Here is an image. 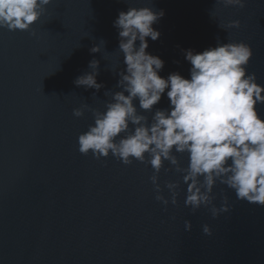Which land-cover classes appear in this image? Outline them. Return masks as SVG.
I'll return each instance as SVG.
<instances>
[{"label": "water", "instance_id": "obj_1", "mask_svg": "<svg viewBox=\"0 0 264 264\" xmlns=\"http://www.w3.org/2000/svg\"><path fill=\"white\" fill-rule=\"evenodd\" d=\"M143 7L165 13L153 25L160 38H148L147 49L165 62L161 77L190 78L184 50L243 42L253 53L247 73L264 86V0H245L242 9L217 0H53L29 31L0 28V264H264V206L218 183L214 203L219 208L226 196L230 211L193 213L182 175L166 171L165 161L160 194L170 201L166 183L180 184L177 205L165 207L155 199L150 165L79 152L78 137L94 118L73 110L104 112L121 90L126 66L113 22ZM234 21L239 28L226 27ZM94 46L99 53L90 52ZM93 59L99 92L74 84ZM168 107L165 94L154 110ZM258 112L264 118V105ZM142 114L151 121L153 113ZM177 158L188 166L187 155Z\"/></svg>", "mask_w": 264, "mask_h": 264}, {"label": "clouds", "instance_id": "obj_2", "mask_svg": "<svg viewBox=\"0 0 264 264\" xmlns=\"http://www.w3.org/2000/svg\"><path fill=\"white\" fill-rule=\"evenodd\" d=\"M52 2L0 0V28L29 31ZM217 2L245 7V0ZM164 15L163 10L148 7L128 8L114 20L126 66L118 73L117 88L121 90L112 93L104 112L87 105L73 110L76 118L83 117L85 110L94 118V125L78 137L79 152L85 156L91 152L96 159L111 154L125 166L134 160L150 165L155 173L150 177L155 199L165 207L169 202L177 205L180 188L178 182L166 183L170 201L160 194L158 175L165 161L172 166L166 171L182 175L187 185L185 206L193 213L203 207L217 218L230 211L226 196L219 208L214 203L218 183L234 191L238 200L264 206V118L258 112V106L264 105V86L257 83L255 73H247L253 55L250 46L217 42L202 52L184 50L191 65L190 78L179 72L163 78L160 72L165 62L147 49L148 38H160L153 25ZM226 27L239 28L240 23L234 21ZM90 52L99 53L100 47L94 46ZM88 68L91 71L77 77L74 84L99 92L104 87L97 82L99 61L93 59ZM165 94L169 107L154 110ZM145 112L153 113L151 121L142 114ZM177 154L187 155V167H181ZM185 229L191 230L190 222H185ZM203 233L212 234L208 225L203 226Z\"/></svg>", "mask_w": 264, "mask_h": 264}]
</instances>
